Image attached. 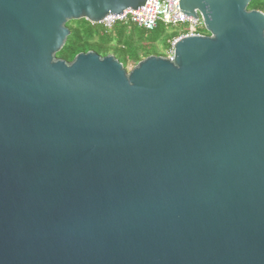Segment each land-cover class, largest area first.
<instances>
[{
    "label": "water",
    "instance_id": "1",
    "mask_svg": "<svg viewBox=\"0 0 264 264\" xmlns=\"http://www.w3.org/2000/svg\"><path fill=\"white\" fill-rule=\"evenodd\" d=\"M177 0L206 35L130 73L57 58L146 0H0V264H264V14Z\"/></svg>",
    "mask_w": 264,
    "mask_h": 264
},
{
    "label": "trees",
    "instance_id": "2",
    "mask_svg": "<svg viewBox=\"0 0 264 264\" xmlns=\"http://www.w3.org/2000/svg\"><path fill=\"white\" fill-rule=\"evenodd\" d=\"M248 9L264 14V0H252ZM67 27L71 35L62 50L57 53V58L67 63H71L79 54L89 52H95L101 57L114 56L124 68L128 64L137 66L152 56L165 57L154 48L155 41L145 40V30L131 24L119 23L112 30L105 31L99 24L93 25L86 20H80L67 24ZM182 29L179 35L168 36L163 42L164 47L171 48L170 42L187 32L186 27ZM161 30L158 25L152 32ZM201 31L202 27L199 29L200 33Z\"/></svg>",
    "mask_w": 264,
    "mask_h": 264
},
{
    "label": "built area",
    "instance_id": "3",
    "mask_svg": "<svg viewBox=\"0 0 264 264\" xmlns=\"http://www.w3.org/2000/svg\"><path fill=\"white\" fill-rule=\"evenodd\" d=\"M176 1L177 0H146L145 6L141 9L126 10L120 16L109 15L99 25H101L105 31H110L115 25L119 23H126L134 25L147 32L154 31L160 24H163L166 27L174 28L187 26V32L182 34L179 39L183 37L205 35L199 32L201 27L204 28L202 19L200 17L198 19H194L193 17L181 14L179 7L174 9ZM178 40L174 41L172 44L167 58H173L174 44Z\"/></svg>",
    "mask_w": 264,
    "mask_h": 264
},
{
    "label": "rangeland",
    "instance_id": "4",
    "mask_svg": "<svg viewBox=\"0 0 264 264\" xmlns=\"http://www.w3.org/2000/svg\"><path fill=\"white\" fill-rule=\"evenodd\" d=\"M72 22H76V21H70L67 24H70ZM160 26L162 29L161 32H146L145 31L144 37H145V40H147L149 42L155 41L154 48L160 54H163V55H165V57H168V54L170 53L171 48L164 47V45H163L164 40L172 34H178L179 35L181 30H183L182 27L187 28V26L175 27V28L174 27H166L163 24H160ZM202 30L203 31H201V33L206 35L207 33L203 27H202ZM180 36H182V35H180ZM180 36L175 38L174 40H172L170 42V45L172 46L174 41L178 40L180 38ZM135 67L136 66H134L133 64H128L125 69H126L127 73H130Z\"/></svg>",
    "mask_w": 264,
    "mask_h": 264
}]
</instances>
